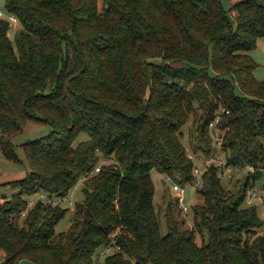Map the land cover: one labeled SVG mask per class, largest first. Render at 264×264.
I'll return each mask as SVG.
<instances>
[{"label": "trees", "instance_id": "1", "mask_svg": "<svg viewBox=\"0 0 264 264\" xmlns=\"http://www.w3.org/2000/svg\"><path fill=\"white\" fill-rule=\"evenodd\" d=\"M3 10L20 27L11 40L0 19V152L19 161L13 140L29 121L52 130L22 144L26 174L4 184L17 191L0 204V264H264V224L244 205L264 169V79L250 56L264 0H4ZM191 115L202 154L225 156L199 176L200 245L169 212L162 234L151 178L197 180L181 141ZM101 157L112 162L94 172ZM229 167L254 170L236 194L221 184ZM78 182L66 231H55L62 203L37 200L19 220L26 198H64Z\"/></svg>", "mask_w": 264, "mask_h": 264}, {"label": "rangeland", "instance_id": "2", "mask_svg": "<svg viewBox=\"0 0 264 264\" xmlns=\"http://www.w3.org/2000/svg\"><path fill=\"white\" fill-rule=\"evenodd\" d=\"M3 3L4 0H0V9H3ZM11 27V26H10ZM20 27V25H16L15 27H11L8 31V35L13 40L15 29ZM250 56L254 60V62L257 64L253 76L257 80L264 79V36L259 37L256 41V47L252 51H250ZM220 116V115H217ZM194 117L191 115L187 121V123L181 128L182 136L181 141L183 145L185 146V150L187 154H190L192 159H194V162L196 164V167L198 169V173H194L196 175L197 180L191 184L184 186V201L183 206L189 208L188 212H185L182 209L181 204L179 203L178 199V193L173 190L172 185L173 183L167 178L166 175L160 174L155 170L151 171V178L154 183V200L153 204L155 207V211L159 220L160 229L162 234L166 233L167 230V216L166 214L169 212L170 215L173 217V219L177 222V224L182 228V230L187 231H194L193 228V219L192 214H190L191 209L193 206L199 205L202 203V197L198 195V188L201 187L199 184V176L201 174V171H203V167L207 166L209 163H215V164H224V153L222 150L213 152L211 150V154L209 157H206L202 154V152L199 149V146H204L205 142L203 140H200L198 137V131L196 130V127L198 123H194ZM210 136L212 138L213 142V148H217V146L220 143V138L216 139V135L220 134V137L222 136V133L218 131L217 125L210 126ZM52 128L42 122L38 121H29L24 126L23 131L17 135L14 140V151L17 157L19 158V161L11 160L5 158L2 153L0 152V178L4 179H10L12 181L20 180L22 178L18 177L25 168V151L23 149L22 144L28 141H33L38 138H41L43 136L49 135L51 133ZM88 136L85 133H81L78 135L76 141H81L87 139ZM217 140V142H216ZM202 149V148H201ZM209 158V159H208ZM111 160H106L101 157L99 160V164L97 167H100L102 164H108L111 163ZM263 167V166H262ZM221 171H223L221 175V184L226 190V192L229 193H238L241 191V189L244 187V183L247 181L246 177L250 172H254L252 168L244 167V168H223ZM262 175L260 178H258L256 181L252 182L251 180L247 181L246 185V200L244 202V205H255L257 209V214L259 218L262 220L264 224V195L262 192V185L264 183V169L262 170ZM26 174V173H25ZM11 182V181H10ZM8 183V182H7ZM6 184V183H4ZM0 185V198L3 197L1 204L3 203L4 199L11 198V195L14 194L17 191V188L14 187V185ZM198 185V186H197ZM81 187L82 183L78 182L77 185L70 191L72 195V203L69 204L68 200L65 199L62 201V205L69 207V210L66 212L65 216L57 223L55 226L56 232H62L66 231L71 219H72V212L74 210V204L76 201L82 200V193H81ZM69 193V194H70ZM39 195H33L30 198H26L28 201L27 204L30 202L35 201V199ZM67 197V196H66ZM65 197V198H66ZM67 204V205H66ZM62 205H60L62 207ZM32 206V205H31ZM30 206V207H31ZM21 214V213H20ZM23 216L20 215V219L22 220ZM261 232V231H260ZM194 237L195 242L200 245L201 244V237L200 235L194 231ZM1 263V259H0Z\"/></svg>", "mask_w": 264, "mask_h": 264}, {"label": "built area", "instance_id": "3", "mask_svg": "<svg viewBox=\"0 0 264 264\" xmlns=\"http://www.w3.org/2000/svg\"><path fill=\"white\" fill-rule=\"evenodd\" d=\"M0 19L7 20L8 23L11 25V27L12 26L15 27L16 25H18V21H17L16 17L13 14L6 13L3 9H0ZM219 120H220V117L219 116H216L214 122L211 125L214 126L216 123H218ZM215 135H216V139L220 138V134L215 133ZM98 171H99V167H96L94 169V172H98ZM194 172L197 174L199 171L196 168ZM167 178L173 183V185H172L173 190H175L178 193V199H179V203L182 206V209L185 212H188L189 211V208L183 206V201H184V197H183V195H184V187L181 186V185H179V184H177L173 180H171V178H169V177H167ZM65 199H69L68 200V203L71 204L72 201H73L72 200L71 193L66 198L65 197L64 198H50L46 194H39V196L35 199V201L30 202L29 204H27V206L21 211V214L20 215L24 217L26 215L27 211L29 210L30 206L33 205L37 200H41L43 203H51L52 205H57V204L62 203V201L65 200ZM1 201H2V199H0V204H1ZM113 249H115V248L112 247V246H109L105 250H103L101 252V254L109 253ZM116 249H118V247H116Z\"/></svg>", "mask_w": 264, "mask_h": 264}, {"label": "crops", "instance_id": "4", "mask_svg": "<svg viewBox=\"0 0 264 264\" xmlns=\"http://www.w3.org/2000/svg\"><path fill=\"white\" fill-rule=\"evenodd\" d=\"M25 173H26V170L24 169L23 171H21V173L18 177H20V178L24 177ZM10 181H12V180H10L9 178L8 179L0 178V185L7 183V182H10ZM0 199H3V197H1Z\"/></svg>", "mask_w": 264, "mask_h": 264}]
</instances>
